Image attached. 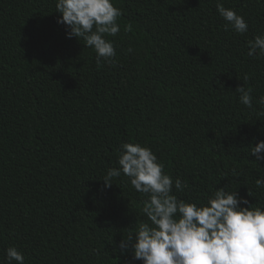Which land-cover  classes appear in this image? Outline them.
Here are the masks:
<instances>
[{
	"label": "trees",
	"instance_id": "trees-1",
	"mask_svg": "<svg viewBox=\"0 0 264 264\" xmlns=\"http://www.w3.org/2000/svg\"><path fill=\"white\" fill-rule=\"evenodd\" d=\"M217 2L248 31L225 30ZM55 3L0 0V264L10 246L25 264H142L118 244L146 197L126 176L101 180L123 143L155 153L182 181L178 199L199 205L225 186L264 207V160L250 154L264 140V57L247 54L264 0H113L116 63L101 67Z\"/></svg>",
	"mask_w": 264,
	"mask_h": 264
},
{
	"label": "clouds",
	"instance_id": "clouds-1",
	"mask_svg": "<svg viewBox=\"0 0 264 264\" xmlns=\"http://www.w3.org/2000/svg\"><path fill=\"white\" fill-rule=\"evenodd\" d=\"M55 8L60 14L57 23L66 27V37L82 39L92 48L97 67L116 63L113 43L106 39L120 31L117 18L122 12L113 0H56ZM216 8L225 30L248 31L243 16L219 2ZM124 30L131 31V25ZM247 54L264 57V35L248 41ZM235 92L240 94V103L252 107L251 88L238 86ZM258 103L264 105V95ZM250 154L257 161L264 160V140L251 146ZM116 164L101 179L104 188L123 175L146 197L140 209L146 219L119 242L122 253L131 246L133 258L142 264H264V207H250L245 197L225 186L216 188L199 205L178 199L172 189L182 191V181H173L155 153L139 143H123ZM255 183L264 188V175ZM5 259L8 264H25L24 255L13 246L5 250Z\"/></svg>",
	"mask_w": 264,
	"mask_h": 264
}]
</instances>
